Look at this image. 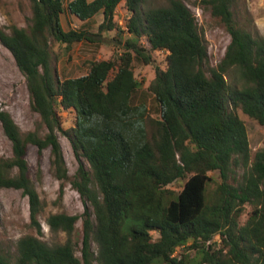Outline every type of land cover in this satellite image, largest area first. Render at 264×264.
Masks as SVG:
<instances>
[{"label":"trees","instance_id":"16d2710c","mask_svg":"<svg viewBox=\"0 0 264 264\" xmlns=\"http://www.w3.org/2000/svg\"><path fill=\"white\" fill-rule=\"evenodd\" d=\"M123 1L132 14L127 28L134 38L120 58L95 62L81 77L62 80L54 65L52 40L68 47L94 42L86 31L64 30L65 0H30V27L0 29V42L26 78L32 109L41 117L36 130L22 133L0 108L13 150L11 158L0 159V189L22 191L32 225L41 233V199L27 161L33 145L39 152L50 149L57 178L71 181L88 204L81 216L48 218L53 232L68 235L65 244L50 246L26 236L18 242L17 259L0 253V264H186L174 253L190 242L197 256L188 264H264V148L252 159L248 131L237 113L264 126V39L238 26L235 0H201L231 36L224 59L208 71L206 40L182 0L147 12V0H68L67 9L82 22L102 13L101 35L120 31L114 18ZM141 38L153 51L169 52L167 68H157L149 86L160 119L136 99L141 84L132 52L151 60L137 45ZM60 107L75 111L74 127H63ZM59 135L69 140L79 162L72 180ZM238 169L244 171L242 180L233 185L229 181ZM215 172L221 182L211 190ZM180 179L187 181L176 194L168 186ZM247 205L253 210L241 224ZM80 220L81 258L71 240ZM216 236L220 246L212 243Z\"/></svg>","mask_w":264,"mask_h":264},{"label":"rangeland","instance_id":"374dc122","mask_svg":"<svg viewBox=\"0 0 264 264\" xmlns=\"http://www.w3.org/2000/svg\"><path fill=\"white\" fill-rule=\"evenodd\" d=\"M91 1V0H89ZM197 18L200 32L206 40L209 53L207 70L216 68L224 59L231 36L225 25L219 18L212 15L209 8L202 5L201 0H182ZM65 12L61 15V23L65 31L77 30L89 33L94 42L84 41L68 47L65 44L52 40V48L56 54L59 77L62 80L87 75L95 62L102 60H117L126 52V42L134 37L129 33L127 23L132 14L128 11L125 1L117 8L115 22L120 31L104 32L99 34V26L104 20L102 13L90 21L82 22L70 14L67 9L68 0H65ZM169 0H147L143 5V11L165 7ZM232 11L234 19L239 27L250 32L256 39H264V0H235ZM32 8L30 0H0V29L10 33L11 27L17 26L27 29L31 25ZM138 47L143 54L151 58L150 63L133 53L134 60L132 69L141 88L137 94V101L144 102L153 118L160 119L161 108L154 95L149 91L151 82L156 77L157 68L166 69L169 52L165 50L153 51L146 38L137 41ZM114 73L111 74V77ZM229 83L233 82L230 76ZM0 108L11 114L22 133L36 130L41 123V117L32 109L31 96L28 90L26 78L20 72L12 53L0 42ZM62 125L65 129L75 126L76 113L74 110L59 108ZM244 121L250 146L252 159L255 154L264 148V126L245 115L241 110L237 111ZM40 133L44 135L46 129L42 127ZM63 155L66 161L70 179H74L79 162L73 152L71 143L67 138L59 135ZM13 156L12 144L4 134L0 122V159ZM27 161L30 168V177L40 195L42 211L38 216L41 233L32 225L31 207L29 199L22 191L15 189H0V253L16 260L18 257V242L26 236H34L50 246L65 244L69 237L64 232H53L48 224V218L55 214H67L81 216L86 211L88 204L81 195L73 188L71 181H60L55 175L52 166L50 149L39 152L38 148L29 145ZM87 167L89 165L86 163ZM243 169H238L232 175L230 183L236 185L242 180ZM214 181L210 189L214 190L221 182L219 173H210ZM186 179H180L168 186L176 194L180 193ZM252 206L247 205L240 218L241 224L246 223L252 213ZM154 239L159 234H153ZM75 246L76 256L81 258L83 240V222L78 221L76 230L71 237ZM212 243L220 246L221 238L216 236ZM192 242L185 247H180L174 253L175 257L186 258V264L197 256L196 250L191 249ZM93 250L97 253L98 247L95 242Z\"/></svg>","mask_w":264,"mask_h":264},{"label":"crops","instance_id":"0c3cea01","mask_svg":"<svg viewBox=\"0 0 264 264\" xmlns=\"http://www.w3.org/2000/svg\"><path fill=\"white\" fill-rule=\"evenodd\" d=\"M91 1H93V0H91Z\"/></svg>","mask_w":264,"mask_h":264}]
</instances>
